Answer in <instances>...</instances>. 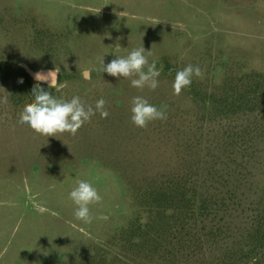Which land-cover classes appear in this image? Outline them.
I'll list each match as a JSON object with an SVG mask.
<instances>
[{
	"label": "rangeland",
	"instance_id": "obj_1",
	"mask_svg": "<svg viewBox=\"0 0 264 264\" xmlns=\"http://www.w3.org/2000/svg\"><path fill=\"white\" fill-rule=\"evenodd\" d=\"M142 46L162 69L154 91L98 71L102 57L107 64ZM0 58L23 71L56 67V87L43 84L46 91L93 107L104 99L109 112H96L75 136L46 137L18 122L29 99L12 103L0 84V264H167L177 232L145 225L157 204L141 191L185 170L202 179L211 165L205 182L215 187L206 195L231 190L232 207L178 232L188 257L175 264H264V253L251 260V220L264 199V99L227 115L220 102L264 74V0H0ZM189 64L203 77L174 95L175 73ZM14 72L7 79L17 84ZM136 96L167 105V119L136 127ZM235 151L236 160L225 159ZM77 180L102 196L90 223L73 214ZM216 221L222 232L208 234Z\"/></svg>",
	"mask_w": 264,
	"mask_h": 264
},
{
	"label": "clouds",
	"instance_id": "obj_2",
	"mask_svg": "<svg viewBox=\"0 0 264 264\" xmlns=\"http://www.w3.org/2000/svg\"><path fill=\"white\" fill-rule=\"evenodd\" d=\"M149 55L151 51H146L142 46L133 49L127 56H116L107 64L102 57L98 71L117 78H128L134 88L143 89L147 86L154 91L159 86L157 78L160 77L162 69L157 68L155 61L149 62ZM58 73L59 69L56 67L48 73V77L51 78L49 87H56ZM193 76L203 77L199 66L189 64L182 70L176 71L172 84L173 94L180 95L183 89L189 88ZM48 77L37 75L36 78L47 80ZM19 82L22 83V79ZM32 96L33 101L23 107L18 122L27 124L35 133L46 137H56L57 134L65 132L75 136L96 112H99L101 118H107L109 115L106 108L107 102L104 99L96 101L95 107L86 105L79 96H74L70 100L58 99L39 84L33 87ZM130 111L131 122L138 128H146L150 122L155 120L167 119V105L158 108L141 96L133 97ZM69 199L76 206L74 217L90 223L93 218L90 206L100 203L102 196L89 181L77 180L76 186L69 192Z\"/></svg>",
	"mask_w": 264,
	"mask_h": 264
},
{
	"label": "trees",
	"instance_id": "obj_3",
	"mask_svg": "<svg viewBox=\"0 0 264 264\" xmlns=\"http://www.w3.org/2000/svg\"><path fill=\"white\" fill-rule=\"evenodd\" d=\"M9 70H12V72L19 71L17 84L14 82V80L8 81L7 74L9 73ZM0 73H2L0 84L3 87L8 88L6 90L9 93V100L12 103H16L23 99H29L31 103L34 99L32 96V89L37 84L46 90V87L43 84L32 80V78L25 71L20 70V68H11L1 58ZM21 79L23 81L22 83L19 82ZM224 94L225 97L221 98L220 102H225V104H223L224 107L221 108V112L225 115L228 113H233L230 108L236 107L242 103L245 104L255 99L262 100L264 99V74L258 75L253 84H247L241 90L229 88ZM211 104L212 103H209L207 99H203V105L205 108L207 105ZM224 108H226L228 112H224ZM227 158L236 160L237 152L235 151L229 153L225 159ZM218 159L219 157L217 156L216 160ZM216 168L217 167L214 165H211L210 169L204 173L202 179H199L197 176V170L194 173L187 172L188 170H185L184 172H176L178 174L166 175L158 182H155V180L144 185L146 187L141 191L142 198L144 200L151 198L150 200L152 202L155 201L153 203L157 204V206H155L157 210H153V207H148V219L145 225L151 226L156 224L160 225V227L164 225L167 227V233H170V230H173L178 234V232L180 233L182 229L189 231L188 229L192 227L191 224L196 227V216L207 218L209 215H212V217H210V221H213L214 215L229 211L232 207L230 204L231 202H226V200L233 197L229 195L231 190H228L226 194L225 192L219 191L221 192L219 193V197L216 196L218 194L217 192H212L213 195H206V193L209 191L208 189L210 188L211 191H214V189L211 187L215 186L214 183H210L208 185L205 180L211 178L213 171H215ZM196 169H198V167ZM236 170L237 173H239V169ZM214 194H216L215 198L213 197ZM158 217L160 220L163 218L165 221L163 223L160 222V220L158 221ZM156 219L157 222H155ZM169 219L173 220V224H170L171 222ZM251 221L253 223V234L251 235L254 236V239L257 243V245H255V256H253L251 260H256L257 255L264 253V247L261 241L264 237V199L262 201V207L259 208V211L256 213L255 219ZM219 223L216 221L215 223L210 224L208 228V234L210 233L211 235L217 232H222L223 223ZM177 224L179 227L178 229L175 228ZM204 225L205 223L202 222L200 230L205 229ZM177 234L175 233L172 235V237L169 235L170 238H175V243H177L178 248L174 249V247L171 249L167 257L169 258V260L166 261L167 264H175V258L177 256H181L183 257L182 259H185L188 255V249H185V246L180 243L183 240L182 236L178 237ZM171 260H174V262L170 263Z\"/></svg>",
	"mask_w": 264,
	"mask_h": 264
},
{
	"label": "water",
	"instance_id": "obj_4",
	"mask_svg": "<svg viewBox=\"0 0 264 264\" xmlns=\"http://www.w3.org/2000/svg\"><path fill=\"white\" fill-rule=\"evenodd\" d=\"M26 73L32 78V80L38 82V83H42V84H50V77H48V73L50 72L49 69H44V70H39V71H32L31 69H29L28 67L25 68ZM37 75L39 76H43V77H48L47 80H37Z\"/></svg>",
	"mask_w": 264,
	"mask_h": 264
}]
</instances>
